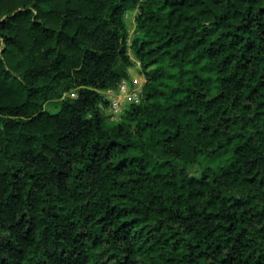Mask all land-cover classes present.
<instances>
[{"label": "trees", "instance_id": "trees-1", "mask_svg": "<svg viewBox=\"0 0 264 264\" xmlns=\"http://www.w3.org/2000/svg\"><path fill=\"white\" fill-rule=\"evenodd\" d=\"M0 264H264V0H0Z\"/></svg>", "mask_w": 264, "mask_h": 264}, {"label": "built area", "instance_id": "built-area-1", "mask_svg": "<svg viewBox=\"0 0 264 264\" xmlns=\"http://www.w3.org/2000/svg\"><path fill=\"white\" fill-rule=\"evenodd\" d=\"M138 12V9H136L133 12H127L125 14L126 20L129 19L130 13L134 15V30L136 26L135 22V16ZM133 30V32H134ZM133 32L131 33L129 30V37H128V43L131 45V38L133 35ZM129 54L132 57V51L129 49ZM136 61V60H135ZM136 66L140 67L141 63L139 61H136ZM142 87L136 86L132 81L124 79L120 82L117 88L115 89H108L104 91L105 99L107 100V111L109 115L112 117V119L117 118L118 116H121L125 109L133 103H139L142 97Z\"/></svg>", "mask_w": 264, "mask_h": 264}, {"label": "rangeland", "instance_id": "rangeland-1", "mask_svg": "<svg viewBox=\"0 0 264 264\" xmlns=\"http://www.w3.org/2000/svg\"><path fill=\"white\" fill-rule=\"evenodd\" d=\"M133 18H134V15L132 13H130V17H129V19H127V22L129 24V30H130L131 33L134 30V24H133L134 23L133 22L134 19ZM132 58H134V56H132ZM130 75H131V81L136 86L142 87L144 85V83L146 81V78H145L144 74L141 71V66L140 67L133 66V68L130 69ZM65 96L66 97L67 96L75 97L76 94H75V91H73L70 94H67ZM46 109H48V110H50V111L55 113V112H57L60 109V102L48 103L46 105ZM103 110H104V112L107 115H109V113H107L108 111H107L106 107H104ZM121 116H118L117 118L112 119V117L109 115L107 123L111 124V123L118 122L121 119ZM229 158H230V154L229 153H223V154L219 155L217 158H214V159L207 158V157H201L200 160H201L202 164L205 165V166H213L215 168H220L222 165H224L228 161ZM197 167H199V166H196V167L192 168V171L197 170Z\"/></svg>", "mask_w": 264, "mask_h": 264}]
</instances>
